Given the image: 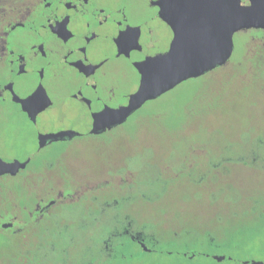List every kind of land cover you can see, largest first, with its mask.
<instances>
[{"label": "flooded vegetation", "instance_id": "flooded-vegetation-1", "mask_svg": "<svg viewBox=\"0 0 264 264\" xmlns=\"http://www.w3.org/2000/svg\"><path fill=\"white\" fill-rule=\"evenodd\" d=\"M240 5L250 7L251 2L240 0ZM262 10L264 14V6ZM212 21L213 0H0V123L23 119L36 146V152L24 159H29L24 170L0 177H21V192L34 197L33 207L25 206L26 215L21 219L13 216L0 221L1 231L23 232L30 221L38 223L49 218L55 208L105 189L108 182L97 180L98 167L91 156L75 157L70 147L66 148L76 146L73 142L77 139L100 137L124 127L147 102L124 123L90 134L94 115L127 105L139 86L137 65L166 55L175 29L184 38L198 23L206 26ZM124 35L135 37V43L121 41ZM237 36L244 39L248 55L246 92L253 90L255 70L262 69L263 99H258L263 102L264 28L234 33L233 51ZM230 59L224 66L234 70ZM50 111L58 115V126L46 130L39 118ZM261 111L264 114V109ZM70 130L79 135L47 141L38 148L40 134ZM248 143L242 142L237 152L231 150L232 142L216 148L213 178L210 175L208 181L213 180V190L204 191L213 196V235L189 239L192 244L211 245L214 264H264V140ZM54 144L64 149L56 156L41 157L40 153ZM245 169L250 171L252 183L243 185L246 178L238 185L228 183L239 180ZM113 177L119 184L127 179L120 172ZM219 185L228 189H217ZM5 223L11 226L2 228ZM125 234L152 254L143 240L135 239L129 231Z\"/></svg>", "mask_w": 264, "mask_h": 264}, {"label": "trees", "instance_id": "trees-1", "mask_svg": "<svg viewBox=\"0 0 264 264\" xmlns=\"http://www.w3.org/2000/svg\"><path fill=\"white\" fill-rule=\"evenodd\" d=\"M231 71L224 66L205 76L217 78L225 73L229 79ZM255 71L252 89L262 100L263 70ZM237 83L243 92L248 89L243 80ZM221 91L227 99V86ZM256 111L253 122L245 126L244 139L229 140L232 151L240 150L244 140H264V114L260 108ZM157 118L138 112L124 127L92 137V146L79 147L73 156H91L98 167L97 180L107 181V187L55 208L49 218L38 223L30 221L23 232L2 231L0 264H132L138 254L148 253L125 231L143 240L150 253H185L191 260L201 256L203 253L189 246L181 249V244L191 245L192 237L213 235V219H199L191 211L199 202L192 190L204 189L209 176L213 178V146L186 140L181 134L185 119L165 128ZM118 172L127 176L121 184L113 177ZM9 179L16 183L21 177ZM9 190L0 194V221L13 216L19 220L26 215L25 206L33 207L34 197L21 192L20 184ZM209 203L213 205V201Z\"/></svg>", "mask_w": 264, "mask_h": 264}, {"label": "rangeland", "instance_id": "rangeland-1", "mask_svg": "<svg viewBox=\"0 0 264 264\" xmlns=\"http://www.w3.org/2000/svg\"><path fill=\"white\" fill-rule=\"evenodd\" d=\"M246 50L244 39L237 36L234 39V51L230 59L236 68L232 69L230 80L225 73L217 78L202 76L187 80L160 98L147 102L142 107L140 114L158 116L157 119L165 128H170L169 125L174 126L181 119H185V128L181 134L185 136L186 140H196L199 143L213 146V155H216L214 154L216 148L228 143L229 140L244 139L245 126L249 127L248 125L253 122V116L257 114L256 110L264 109L262 101L258 99L253 90L243 92L242 85L239 86L237 83L240 79L248 80L246 70L249 64ZM236 63H239V66ZM222 86L228 88L227 99L224 98L221 91ZM233 89L239 90L236 94H231ZM57 117L55 112L50 111L39 118V124L46 130L55 128L59 121ZM0 133H2L0 134V158L2 160L8 162L12 158L13 161L23 162L25 158L36 152L33 132L23 119H14L11 123H0ZM91 143L93 140L90 138L77 139L73 142L76 146L71 144L66 149L70 147L69 151L74 155L78 152L79 147L92 146ZM243 144L249 143L244 140ZM59 145L50 146L44 153H40L41 157L58 155L59 151L64 149L60 148ZM226 169L227 167H224V170ZM28 171L29 169L26 170V172ZM245 178L246 180L242 181ZM238 179L227 182L238 185L242 181L243 185H248L253 180L250 171L247 169L242 170V176H239ZM19 184L21 181L13 183L12 179H1L0 194L10 193L11 186H18ZM243 185L237 187L240 188ZM217 189L228 188H221L219 185ZM201 190L195 191V194L199 196V202L192 205L191 211L199 219H212L213 205L209 202L213 201V197L210 196L211 193H205L207 199L206 197L200 198V194L204 196V191L213 190V180L204 186L203 192ZM1 234L3 232L0 228V237ZM185 246L203 254L197 255L191 260L189 257L177 254L160 256L153 253L146 255L140 253L137 260H134L132 264H214L211 258L213 254L211 245L199 241L191 245L181 244V249H184ZM250 253L256 255V250L251 249ZM244 254L240 255L244 256Z\"/></svg>", "mask_w": 264, "mask_h": 264}, {"label": "water", "instance_id": "water-1", "mask_svg": "<svg viewBox=\"0 0 264 264\" xmlns=\"http://www.w3.org/2000/svg\"><path fill=\"white\" fill-rule=\"evenodd\" d=\"M250 2V7H242L240 0H213V23L209 22L206 26L198 23L194 31L186 33L184 38L179 37L178 30L175 29L174 39L166 55L147 59L137 65L140 82L137 91L129 97L127 105L118 110L107 109L94 115L90 134L97 135L112 126L124 123L146 102L156 100L187 80L202 77L216 68L223 67L233 52L234 33L243 29L264 28V0ZM160 13H163V9ZM47 106L48 104L41 109ZM30 117L33 116L30 114ZM78 135L71 130L40 134L38 148H42L47 141L71 139ZM28 163L29 159L23 162H5L0 159V177L15 176L24 170ZM10 226V223H5L2 228ZM141 247L144 252L149 251L144 244H141ZM215 259L220 261L222 258Z\"/></svg>", "mask_w": 264, "mask_h": 264}, {"label": "snow or ice", "instance_id": "snow-or-ice-1", "mask_svg": "<svg viewBox=\"0 0 264 264\" xmlns=\"http://www.w3.org/2000/svg\"><path fill=\"white\" fill-rule=\"evenodd\" d=\"M121 41L132 44V43H135V37L124 35V36H121Z\"/></svg>", "mask_w": 264, "mask_h": 264}]
</instances>
